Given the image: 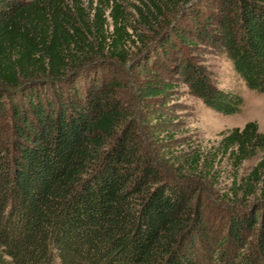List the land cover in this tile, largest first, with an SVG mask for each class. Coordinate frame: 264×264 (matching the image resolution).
Returning a JSON list of instances; mask_svg holds the SVG:
<instances>
[{
	"label": "trees",
	"instance_id": "trees-1",
	"mask_svg": "<svg viewBox=\"0 0 264 264\" xmlns=\"http://www.w3.org/2000/svg\"><path fill=\"white\" fill-rule=\"evenodd\" d=\"M203 49L264 94V0H0V264H264L258 124L193 150L171 180L119 96L131 64L140 101L183 87L239 113Z\"/></svg>",
	"mask_w": 264,
	"mask_h": 264
},
{
	"label": "rangeland",
	"instance_id": "rangeland-1",
	"mask_svg": "<svg viewBox=\"0 0 264 264\" xmlns=\"http://www.w3.org/2000/svg\"><path fill=\"white\" fill-rule=\"evenodd\" d=\"M200 52L203 65L214 73L218 86L242 96L244 103L239 113L226 116L211 110L183 87L179 88L175 97L161 100L159 104L154 100L140 101L134 84L136 81L145 82L146 73L138 67L132 68L131 64L121 67L122 71H116L122 84L119 96L137 123L143 148L156 161L162 174L171 180L180 177L179 162L184 156L192 154L193 150H213L219 144L220 133L225 130L243 128L248 122H256L259 131L264 134V94L248 89L237 78L226 57L204 49ZM254 163H248L243 171ZM217 170L221 183L213 189L220 191V188L230 185L232 171L226 160ZM215 180L209 181L215 183ZM205 196L215 198L211 193Z\"/></svg>",
	"mask_w": 264,
	"mask_h": 264
}]
</instances>
